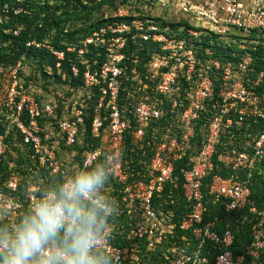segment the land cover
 <instances>
[{
	"label": "built area",
	"instance_id": "obj_1",
	"mask_svg": "<svg viewBox=\"0 0 264 264\" xmlns=\"http://www.w3.org/2000/svg\"><path fill=\"white\" fill-rule=\"evenodd\" d=\"M256 1H262L260 8L264 6V0ZM197 7L192 14L195 18L200 17L205 22L212 23L214 31L210 30L211 28L209 30L220 38L230 33V26L247 32L236 42L240 49L252 46L255 50L258 39L264 36V10L261 12L253 7L247 8L242 0H209ZM21 11L22 9H18L15 13L19 14ZM130 15L129 8L119 9L112 17L113 21L106 23L80 42L72 43L65 51L55 50L37 41L27 43V47L44 46L51 51L57 60L55 67L62 81L66 80V75L61 70L66 53H77L84 70L82 72L79 65L72 64L73 77L78 78L82 73L83 87L99 92L91 135L94 139H102V145L86 154L82 166H91L100 158L111 155L112 176L120 182H127L128 173L125 171L122 157L127 132L133 128V147L143 148L142 141L147 134V128L168 115L172 121L169 128H166L168 133L160 142L152 140L154 156L146 165L145 173L126 188L122 197L127 214L132 220H136L129 235V244L123 247L115 245L112 231L103 241V246L113 254L115 264H245L247 259H250L251 264H262L264 210H258L256 207L251 199V190L235 178L226 179L219 175L212 178L210 185V194L215 201L228 200L227 212L247 210L254 216L252 242L243 254L235 255L231 250L234 233L229 225L220 233L216 230L215 221L204 222L206 207L202 187L205 178L214 169L217 146L226 129L234 124L242 127L246 118L264 119V93H257L253 89L264 85L263 75L258 76L250 87L242 82V74L247 73L252 63V56L248 53L236 68L241 81H233L231 75L235 70L232 66L226 67L218 100L210 108L209 101L214 98L215 92L210 70L213 66L219 69L220 63L210 59L199 60L193 42L186 38H171L166 28H161L154 21L137 16L129 22L119 21ZM3 22L4 16L0 14V29ZM187 32L191 40L210 34L193 28H189ZM14 34L18 35L19 30L14 31ZM252 35L256 38L248 41ZM128 36L134 42L139 40L142 44L151 43L153 48L147 54L146 72L140 73L135 67L140 63V58L132 55L134 68L130 71L129 78L124 79L127 73L123 64L128 59L124 50ZM92 48L97 53L96 57L92 60L85 58ZM101 53L105 55V61L102 63L98 59ZM206 54H212L210 48L206 49ZM21 70L20 62L0 67L3 108L10 118V125L18 129L24 145H28L32 150L33 158L39 167L47 169L50 177L61 178L70 170L69 165L60 159L57 153L60 139L54 141L51 132L43 135L45 130L41 124L42 119L50 120L56 117V101L48 100L41 104L34 95L29 94L20 78ZM45 71L53 74L54 69L48 66ZM181 78L186 84L194 85L191 93L186 94L184 98L180 93L187 89L182 88ZM130 79L132 87L122 88L125 80ZM122 90L130 92L125 97L127 99L133 98L140 90L145 95L134 104L123 105ZM58 97H63L62 92ZM165 100L171 103L166 111L162 108ZM78 102L76 101V104ZM84 109V101H81L80 107L72 110L71 117H64L58 122L59 134L66 146H73L78 142L81 127L85 123ZM232 111L235 118L231 116ZM208 112H212L213 116L209 121L207 138L202 142L200 150H196L193 142L196 124L201 114ZM172 127L177 129L175 136H170V133H173ZM177 135L181 138L178 139ZM254 141L253 157L234 148L230 153L220 154L218 160L226 165L233 164L235 168H247L254 161L264 159V134L255 137ZM248 146L251 144L246 143V147ZM189 150L194 151L189 157L192 168L182 169V188L185 199L193 206V211L185 216L179 225L180 231L184 233L181 243L185 248H182L177 241H173L175 226L170 223L169 217H161L157 213L152 206V199L155 193L164 191L167 182L173 181L175 161L183 159ZM7 151L8 145L1 135L0 161ZM75 155V152L72 153V157ZM19 185V178L15 174L8 176L4 183L0 178V208L10 211L11 215L7 217L10 222H15L22 211V204L16 195ZM37 190L36 186L29 188V206L37 200L38 197L34 194ZM168 240L170 243H167ZM156 252L160 261L143 263L144 255Z\"/></svg>",
	"mask_w": 264,
	"mask_h": 264
},
{
	"label": "trees",
	"instance_id": "obj_2",
	"mask_svg": "<svg viewBox=\"0 0 264 264\" xmlns=\"http://www.w3.org/2000/svg\"><path fill=\"white\" fill-rule=\"evenodd\" d=\"M94 4V0H0V14L4 16V22L0 29V67L16 65L22 63V70L20 72V78H25L23 81L25 89L29 94H32L41 103H46L48 100L56 101V117L50 120L42 119L41 124L44 128L45 135L47 132H51L54 136L53 140L60 139V144L57 149V153L60 159H63L69 170L71 166L81 165L88 152L99 148L102 145V139H94L91 135L92 119L95 113V106L98 90H87L83 86L82 73L78 78H74L71 73V65H79L83 72L84 67L80 64V57L77 53H66L65 59L62 62V73L66 75V80L62 81L60 75L56 70L57 60L49 49L42 46L40 48L27 47V43L31 41H37L45 46L49 45L55 50L65 51L72 43H78L91 35L95 30L104 26L106 23H110L114 19L99 18L92 24H87L84 21V27H74L75 22L81 17L86 16L91 9L88 7V2ZM121 6H116V11L121 8H125L127 4L126 0ZM130 3V1L128 0ZM132 4V3H130ZM99 4L94 5V9ZM132 6V5H130ZM99 7V6H98ZM22 9L19 14L15 11ZM7 10L8 12H4ZM137 15L131 14L129 17L119 19L120 22H129L135 19ZM143 18L145 20H151L159 24V19H152V17ZM76 20V21H75ZM167 21H162L159 24L161 28L169 26ZM178 22L175 25L170 26L184 27L185 32L191 27L189 23ZM19 30V34L15 35L14 31ZM210 34L203 35L199 39H190L187 33L184 36H180L179 39L186 38L189 42H193L195 45L196 56L199 60L204 61L210 59L213 62H219L220 68H213L210 70L211 78L214 83V98L209 101L210 108L216 100H218V93L223 86V73L226 67L232 66L236 72V68L239 62L250 53L252 56V63L248 68L246 74H242V82L250 87L252 82L257 79L258 76L263 75L264 78V36L258 39L255 50L252 46L248 49H240L235 42L224 41L220 39V36L213 31H208ZM188 36V37H187ZM129 38V36H128ZM256 37L251 36L248 41L254 40ZM237 40H239L237 38ZM141 44V45H140ZM191 45V44H189ZM151 43H141L139 40L134 42L127 40L125 52L128 54V59L123 64L126 70V76L124 79L129 78L130 71L134 68L131 61V56L135 55L140 58V63L136 65L140 73L146 72L148 52L152 49ZM210 48L211 55L206 54V49ZM96 51L91 49V53L86 55L85 58L90 60L96 57ZM100 63L105 61L104 53L98 57ZM29 60L33 62V67L36 69L33 77H36L37 71H40L41 77L44 79L41 81L42 85L46 88L44 91L33 89V86L29 85L31 76L27 75V64L24 62ZM50 66L54 69L53 74L47 73L45 70ZM144 78V77H143ZM181 86L183 89L180 93L181 97L191 93V89L194 85L186 84L183 78ZM196 80V79H195ZM131 79L125 80V85L122 88H131ZM28 84V85H27ZM148 84V83H147ZM70 89H67V88ZM31 88L33 90H31ZM257 93H264V85L253 88ZM1 90L2 85L0 81V136H4V141L8 145V151L3 159L0 161V178L2 183L6 178L12 174L18 176L20 185L16 195L22 204V211L20 216L29 207V188L31 186L38 187V190L34 193L36 197L40 193L43 187L55 182L60 177H50L49 172L45 168L39 167L35 159L33 158V152L28 145H24L20 132L15 126L10 125V118L6 114L1 102ZM62 92L63 97H58V94ZM151 92V90L149 91ZM130 92L121 91V97H123V105L126 103H133L138 101L139 98L145 95L140 90L134 94L136 99L125 98ZM132 94V93H131ZM126 100V101H125ZM76 101L78 104H76ZM84 101V125L81 127L78 142L73 146H66L64 140L59 134L58 122L64 117H71V112L75 107H80V102ZM171 106L169 100H165L163 107L164 110H168ZM173 116V115H172ZM213 116L212 112L201 114L200 119L196 124V136L193 139L194 147L196 150H200L202 142L207 138V129L209 121ZM231 116H234V111L231 112ZM230 117V116H229ZM173 120V119H172ZM169 115L163 117L160 121L153 123L147 128V134L142 141L143 148L133 147V136L131 128L125 136V148L123 150V160L125 164V171L128 173V181L120 182L111 176L108 191L119 204V215L115 219L114 224V239L113 243L117 246H126L129 244V235L135 224L136 220H132L127 214L125 205L122 202V197L125 194L126 188L133 185L134 182L141 178V175L145 173L146 165L155 154L154 146L151 144L152 140L161 141L165 134L168 132L166 128L170 126ZM133 125H135L133 123ZM173 133L170 136H175L176 128L172 127ZM264 134V119L260 117L246 118L242 127H237L235 124L226 129L221 142L217 146L216 154L214 157V169L208 175L203 182V195L206 211L204 213V222L215 221L218 232H223L227 225L232 229L234 233V241L231 250L235 255L243 254L252 242V232L254 227V216L248 213L247 210L241 211H226V203L228 200L215 201L210 194V185L212 178L215 175L222 176L223 178H235L238 181L245 184L247 188L251 190V199L254 201L258 210H264V159H258L249 164L247 168H235L233 164L226 165L218 160V156L223 153H230L234 148L239 152H247L253 157L254 150L253 145L255 143V137ZM155 136V139H153ZM180 139V135H177ZM246 143H250L251 146L246 147ZM76 153L72 157V153ZM193 150H189L183 159L175 161V173L173 181L167 182L164 191L162 193H155L152 199V206L160 214L161 217H169L171 224L175 226V235L173 241H177L182 248L185 246L181 243V236L184 234L180 231L179 225L182 219L189 215L193 211V206L185 199L184 190L182 188L184 179L182 169H190L192 165L189 163V157L193 153ZM104 158V157H102ZM100 158V159H102ZM99 159V160H100ZM12 163V165H10ZM133 223V225H131ZM170 239H172L170 237ZM170 243V240L167 241ZM145 252V249H144ZM221 252V251H219ZM149 255V256H147ZM158 253H147L143 257V263L156 262L161 259L158 258ZM216 256V254H215ZM212 257V259L215 258ZM245 264H251L250 259H247ZM262 264H264V253L262 254Z\"/></svg>",
	"mask_w": 264,
	"mask_h": 264
},
{
	"label": "clouds",
	"instance_id": "obj_3",
	"mask_svg": "<svg viewBox=\"0 0 264 264\" xmlns=\"http://www.w3.org/2000/svg\"><path fill=\"white\" fill-rule=\"evenodd\" d=\"M113 157L73 166L15 221L0 208V264H115L103 246L119 204L108 191Z\"/></svg>",
	"mask_w": 264,
	"mask_h": 264
},
{
	"label": "rangeland",
	"instance_id": "obj_4",
	"mask_svg": "<svg viewBox=\"0 0 264 264\" xmlns=\"http://www.w3.org/2000/svg\"><path fill=\"white\" fill-rule=\"evenodd\" d=\"M84 3H87L86 0H83ZM127 4H125V8L130 9V13L133 15L141 16V17H152V19H159L162 21H167L169 26H166L167 33L171 35V38H179L180 36H184L185 28L184 27H176V26H170V24L175 25L178 22L186 21L193 27V29H196L197 31H202L204 33H207L210 30H213L212 23H207L203 19H200V17L195 18L196 16L192 13L195 11V8L199 4H204L208 2L209 0H126ZM243 4L249 8L253 7L256 10H261V12L264 10V6L260 8L263 3L262 1H256V0H242ZM88 7H90L91 11L86 14V16L81 17L78 21L75 22L74 27L80 28L84 27V21L87 24H92L93 22L97 21V19L106 18V17H113V15L117 12L116 6H121L120 4L124 3V1L121 0H94V4L92 5L91 2H88ZM99 4L95 6L94 5ZM132 5V6H130ZM99 6V7H98ZM198 8V7H197ZM196 8V9H197ZM252 9V8H251ZM217 13V12H216ZM224 17L223 15H221ZM155 21V20H154ZM162 21H159V24L162 23ZM184 22V23H186ZM163 24V23H162ZM196 25V26H195ZM211 28V29H210ZM231 30L230 33L226 36H223L220 39H224V41L228 42H237V38L240 39L242 35H246L247 32L240 31L238 28L234 26H230ZM210 29V30H209ZM217 30V29H216ZM48 46V45H47ZM27 64L26 71L27 75L26 77L31 76L29 85L33 86V89L44 91L46 88L41 84L44 77H41L40 71H37V76L33 77L36 69L33 67V62L29 60L24 61ZM231 79L233 81H241V77H239V74L236 72H233L231 75ZM26 80L25 78L23 81ZM28 85V84H27ZM44 88V89H43ZM31 88V90H33Z\"/></svg>",
	"mask_w": 264,
	"mask_h": 264
}]
</instances>
